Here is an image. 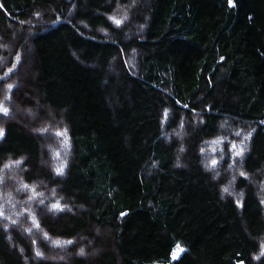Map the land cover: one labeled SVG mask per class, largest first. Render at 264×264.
I'll return each mask as SVG.
<instances>
[{
  "label": "trees",
  "instance_id": "16d2710c",
  "mask_svg": "<svg viewBox=\"0 0 264 264\" xmlns=\"http://www.w3.org/2000/svg\"><path fill=\"white\" fill-rule=\"evenodd\" d=\"M4 91L0 264H264V0H0Z\"/></svg>",
  "mask_w": 264,
  "mask_h": 264
},
{
  "label": "rangeland",
  "instance_id": "374dc122",
  "mask_svg": "<svg viewBox=\"0 0 264 264\" xmlns=\"http://www.w3.org/2000/svg\"><path fill=\"white\" fill-rule=\"evenodd\" d=\"M121 18H122V16H121ZM12 71L13 70H10L9 72L12 73ZM0 99L1 100L4 99L5 100V106L10 108V110H9L10 113L0 114V122H2V123L3 122L5 123V120L4 119L10 121V120H18V118L19 119L22 118V120L24 121L25 120V117L27 118V120H28L29 123H33V122L36 121V119L39 116L38 114H35L34 111L20 109L19 107H17V105H15L14 108L12 109V105H13V100H11L12 99V96H11V94L9 96H7L6 91H4V93L2 95H0ZM55 126H58V125L57 124L56 125L51 124V125H46V126L45 125H42L41 127L47 129V130L43 131V133H44L43 135H50V136L53 137V139L56 138L57 127H55ZM50 128H53V129H50ZM0 130H3L2 127H1V125H0ZM37 133L40 134L39 131H37ZM52 149L53 148L48 149L50 151L49 153L51 154V158L54 159L55 156L59 158V157H61V155H64V157H65V154H66V149L65 148H58V149H53V150ZM56 150H58V152H56ZM16 174H18V171L17 170L9 169L8 168L7 170H5V173L4 174L3 173L0 174V176L2 175L1 181L4 184L7 183V182H10L11 180L12 181H16L15 180V178L17 179ZM17 181H16L17 184L14 186V188H10L12 191L11 190L9 191V189H5L4 188V190L7 192L6 201L4 202V205L5 206H8V207L11 205V207H12V206H14V204L16 205V204H18L20 202V207L21 208H24L23 210H21V213L20 214H19V211L16 208L15 209L14 208H9V209H12L13 210V213H12L11 216L13 218H15V220H20L21 219L20 215L26 214L29 211V208H32V206H29V204L31 202H34V201L31 200L33 198L32 197L33 194L32 193L31 194H28L27 187H25L26 185L20 183V180H17ZM24 194L29 195V198L30 199L29 198H24L23 200H21V198L23 196H25ZM43 195H44V197H43L44 198V201L46 202V204L48 206L47 201L50 199L49 198L50 195L49 194H44V193H43ZM37 205H39V207H44V206H42L43 204H42V201H40V200L38 201ZM47 206H46V208H49V206L48 207ZM50 209L52 211V208H50ZM54 209H56V208H54ZM27 220H28L29 223H31V219L29 218V215H28ZM10 222L12 223L13 226L18 225V224H16L15 221H10ZM29 223L28 224L26 223V224L29 225ZM33 230H35V227L34 226H31V231H33ZM41 241L42 242H45L46 244H49V246L52 249H55V248L56 249H59L61 247H64L62 245L57 244L56 242L55 243H49V242H47L46 238L42 234H41ZM178 249H182L183 250V248L180 245H178L174 249V251H173L172 260H175L178 257H180L181 253H183V251H184V250L183 251H180L179 254L178 255H175V258H173L174 257V254L177 253ZM38 250L39 249L34 248V251L36 253H38L37 252ZM85 251L87 253V249H85ZM65 254L64 253H61L62 256H65Z\"/></svg>",
  "mask_w": 264,
  "mask_h": 264
},
{
  "label": "snow or ice",
  "instance_id": "6c2138e0",
  "mask_svg": "<svg viewBox=\"0 0 264 264\" xmlns=\"http://www.w3.org/2000/svg\"><path fill=\"white\" fill-rule=\"evenodd\" d=\"M230 2H231V0H230ZM115 22H116L117 24L120 23V21H118V20L115 21ZM10 87H11V86H10ZM0 111L4 112V113L6 114V113H7V108H4L2 105H0ZM0 135H3L2 130H0ZM233 147H235V145H233ZM237 155H239V152L237 153ZM17 163H19V162H17ZM215 163H216V162L213 161V164H215ZM62 171H63L62 167L59 168V169H57L58 174H59L60 172H62ZM25 187H26V186H25ZM225 191H227V189H225ZM54 207H59V205H58V204H57V205H54ZM0 215H2V212H0ZM37 226H38V225H37ZM56 243L59 244V243H61V242L57 241ZM68 243H71V242L69 241ZM180 251H183V250H182V249H178L177 253L174 254V257H173V258H175V255H178Z\"/></svg>",
  "mask_w": 264,
  "mask_h": 264
}]
</instances>
